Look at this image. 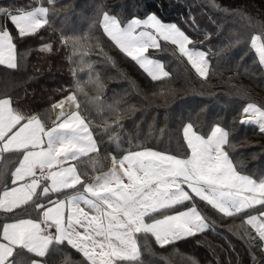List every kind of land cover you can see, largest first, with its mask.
<instances>
[{
    "label": "trees",
    "instance_id": "16d2710c",
    "mask_svg": "<svg viewBox=\"0 0 264 264\" xmlns=\"http://www.w3.org/2000/svg\"><path fill=\"white\" fill-rule=\"evenodd\" d=\"M26 1L4 4L0 0V23L16 9L30 10L42 0ZM97 5L106 6L122 22L149 12L176 22L192 45L209 47L208 76H199L163 41L161 57L170 75L153 81L105 34ZM54 7L57 12L49 13V25L35 35L20 38L8 24L22 59L17 69L0 65V97L11 95L13 108L38 114L49 124L52 105L74 91L78 110L97 142L96 150L76 161L81 185L110 167L112 152L118 157L151 147L187 155L183 126L188 121L203 135L219 123L229 133L231 147L226 144L225 149L238 170L257 179L264 175V133L256 123H241L246 104L264 105V66L250 44L251 35L257 34L253 26L257 31L264 26V0H54ZM235 36L240 37L239 43L232 40ZM46 43L52 45V51L41 50ZM97 80L104 86L102 91ZM18 158L4 156L0 169L14 166ZM38 188L33 203L18 215L35 217L33 205L48 203L56 196L43 194L42 185ZM68 192L58 191L57 195ZM181 206L163 208L153 215ZM196 206L208 217L210 227L163 246L151 233L137 234L141 264H238V259L240 264H251L240 228L249 210L226 217L199 198ZM6 215L10 214L0 213V229ZM243 227L255 235L251 226ZM59 248L65 250L67 245ZM68 252L72 264H81L78 252L67 249L63 255ZM256 255L264 264V254L257 250ZM62 258H56L57 264ZM47 260H53L51 253Z\"/></svg>",
    "mask_w": 264,
    "mask_h": 264
},
{
    "label": "snow or ice",
    "instance_id": "6c2138e0",
    "mask_svg": "<svg viewBox=\"0 0 264 264\" xmlns=\"http://www.w3.org/2000/svg\"><path fill=\"white\" fill-rule=\"evenodd\" d=\"M47 3L52 7L41 4L31 10L16 9V15L9 14L0 23V65L7 69H17L22 59L18 56L17 44L7 25L10 23L20 38L35 35L39 29L49 25V13L57 12L54 0H47ZM97 10L105 34L153 81L170 75L161 62L145 55L149 48L158 47L159 40L176 45L199 76H208L207 53L187 47L192 43L191 38L176 23L163 22L155 12H149L143 18L134 16L122 22L118 16L107 12L104 5H97ZM252 31L257 34L250 37L251 48L255 50L259 64L264 66V26L259 31L253 26ZM232 40L239 43L240 37L235 36ZM41 50L50 52L52 45L43 44ZM96 83L102 91L104 86L98 80ZM66 99L74 102L75 96L69 95ZM63 103L60 101L52 105V108L62 107ZM12 105V96L4 93L3 98H0V133L5 123L10 125V132L22 128L25 132L23 139L34 137L37 133L43 139L44 132H47L48 144L52 145L55 133L64 130L69 135L61 137V151L64 150L66 140L70 142L68 146L75 145L80 151H87L94 144L89 127L78 111L71 114L61 111L56 126L48 130L43 128L39 115L22 113ZM242 116L241 123L255 121L259 124L260 132L264 133V105L248 103L242 109ZM183 138L190 155L173 157L152 150L136 152L131 157L134 161L132 168L135 178L141 180V183L130 190L113 191L111 199L105 194L100 203L84 195L71 196L70 200L77 213L79 207L75 202L83 200L94 215L74 214L67 223L57 218L59 209L53 214L43 203L33 205L35 218L18 215L21 209L33 201L14 194L21 183L15 179L14 174L13 188L0 191V211L10 214L5 216L10 222L3 223L0 230V264H57L56 258L59 256H63L59 264H72L71 252L63 255L67 249L80 254L83 258L81 264H141L137 234L151 233L156 243L163 246L203 233L210 227L208 217L196 207L193 197L205 201L226 217L244 215L245 210L252 209L254 205L264 208V178L254 179L252 175L238 170V165L234 164L224 147L226 144L231 147L229 133L219 123L206 136L195 130L193 123H187L183 126ZM173 164L182 174L181 178L187 181L185 185L178 186L175 179H167ZM70 180L69 176L64 182L67 184ZM156 181L160 182L162 191L144 194V188H150ZM113 182L106 179L104 184ZM240 190H246L251 195L245 198L240 195ZM95 191V186L91 187L89 195ZM142 195L144 200L139 202L137 197ZM149 199L155 202L148 203ZM186 201L192 203V207L151 222L145 219L151 213L160 211V205L172 208L174 205H184ZM102 204L110 206L113 211L106 212ZM245 224L251 226L255 235L244 229ZM240 228L243 230L241 236L246 238L251 264H260L256 251L264 254V212L247 215ZM62 244L67 245V249L61 250L59 246ZM50 253L52 261L47 260Z\"/></svg>",
    "mask_w": 264,
    "mask_h": 264
},
{
    "label": "rangeland",
    "instance_id": "374dc122",
    "mask_svg": "<svg viewBox=\"0 0 264 264\" xmlns=\"http://www.w3.org/2000/svg\"><path fill=\"white\" fill-rule=\"evenodd\" d=\"M12 1L14 2V1H18V0H4V4H7V2L11 3ZM41 4H43V6L48 7L47 0L40 1L39 5H37V6H40ZM4 10H5V8H4ZM2 11H3V9H2ZM109 13L118 16L115 13H111V12H109ZM9 14L16 15L17 13L14 11V12H11ZM134 16H137V15H134ZM134 16H130V18L128 20H130ZM143 17H141V18H143ZM160 19L165 23H176L174 21H165L162 18H160ZM8 28L11 31L9 26H8ZM183 31H185V30H183ZM162 42H163V40H159L158 41V47L149 48L147 50V52L145 53V55L149 59H153V60H157V61L161 62L164 65L165 70L170 73V70H169L167 64L165 63V60L163 59V57H161V53L163 52ZM167 42L170 43L174 47V49L177 51V53L186 62H188L191 65V63L188 61V58L179 52L178 47L176 45H173L169 41H167ZM46 44H50V43H46ZM42 46H41V48H42ZM187 47H189L190 49L200 50V51H204L205 53H207L206 59L209 61V65H208V71H209V68L211 65L210 59H209V57H210L209 47L194 46L191 43L189 45H187ZM160 78H162V77H160ZM92 83L94 84V81ZM69 95L75 96L74 102L66 99V97ZM158 99H159V96H158ZM60 101H63L64 103H63L62 107L53 108L52 119H51V123L49 125L46 124L41 119L43 121V128L48 129V130L53 129V127L56 126V122L58 120V116H59L61 111H63L65 114H71V113L78 111L77 110L78 100H77V97H76L74 91L69 92L68 94L63 96L60 100L55 102L54 104H57ZM78 113H79V111H78ZM250 122L256 123L259 126V124L255 121H250ZM85 123H86V121H85ZM187 123H190V122L188 121L185 124H187ZM9 128H10L9 124L5 123L3 125V132L0 133V150L18 149V150H23V154H22V158H21L19 164L17 165V167L13 171L12 178H11L10 182L6 186H3L2 189H0V191H2L4 188H9V189L13 188V175L14 174H15V179L17 181L21 182L15 190V193H14L15 195H20V196H23L25 198L32 199L33 196L36 195V193L38 192V190H39L38 187H40V185H42L43 191L45 193L46 192H54L56 195L52 200L53 202L51 204L47 205L46 208L50 212H52L53 214H55L57 209H59V214H58L57 218L63 220L65 223H67V220L69 218L73 217L74 214L83 215V214L87 213V209L85 208L86 205H85L83 200H77L75 202V204L79 207V213L76 212V208L73 206V202L70 200L71 196H73V195H84V196H88L89 199L96 198L97 200L100 201L101 199H103L105 194L111 195V193L113 191H128L131 188H133L134 186L139 185L141 183V180H138L135 178V172L132 168V163L134 161L131 159V157L136 152L145 151V150H152V151L162 153V154H170L173 157L181 156L178 154L170 153V152L163 151V150H158V149L151 148V147H145V148H142V149H139L136 151L127 152L124 155L118 156V157L115 153L112 152L111 153V165H110V167L107 170H104L100 173L95 174L90 180H88L86 183H84L83 188L80 189V187H81L80 186L81 185L80 184L81 183V176L79 173L78 165L74 161L76 159V154L79 151V149H76L75 145L68 146L70 142L68 140H66L64 142V150L61 151V137L62 136H68L69 133L67 131H64V130L57 131L55 133V135L53 136V144L49 145L48 141H47V136H48L47 132H44L43 139L41 138L40 133H37L34 137H29L28 139H23V137L25 136V132L23 131L22 128L15 129L11 132L9 131ZM194 129H195V127H194ZM89 131L91 132V135L93 136L94 144L87 151H84V153H90L92 150L96 149V147H97V143L95 141L94 135H93L91 130H89ZM69 153H71V155H69ZM187 155H190V150H189V153ZM36 169H47L48 170V172H49L48 177L43 182L32 177V175L35 174ZM172 169L173 170L168 175L167 179L169 181H171L172 179H175L176 184L178 186L185 185L187 183V181H184L181 178L182 174L179 172V170L175 164L172 165ZM245 174H248V173H245ZM248 175H252V174H248ZM69 176L71 177V180L69 181V183L66 184L64 181ZM252 176L254 179H257V177H255L254 175H252ZM261 178H264V175L259 177L258 180ZM106 179L112 180L114 182L105 185L104 181ZM153 180H155V178H153ZM93 186H95L96 191L92 195H89L88 190ZM185 189L188 190L186 186H185ZM63 190H67L69 192L67 194L62 195L61 197L58 196L57 192L63 191ZM158 190L162 191L161 184L159 181H156V182H153L151 184L150 188H147V187L144 188L143 192L146 195L147 194H155ZM169 190L174 191V189H171V188H169ZM188 191H190V190H188ZM240 195L247 198L251 194L248 193L246 190H240ZM159 198L161 200L163 199L162 196H160ZM196 199L197 198L193 197V201H194L195 205H196ZM137 200L139 202H142L144 200V196L142 195V196L137 197ZM154 202L155 201L152 199L148 200V203H154ZM178 206H181V205H174L172 207H178ZM160 207H161V210L163 208H166V207H163V205H160ZM190 207H192V203H189L186 201V202H184V205L179 207V208H174V209L169 210V211H167V212H165L159 216H154L153 215L154 212H153L150 215H148L147 217H145V219L148 222H151V221L156 220V219H161L164 216L173 215V214H175V212L183 211V210H185V208H190ZM261 212H264V208H261L259 205H254L252 207V209L249 210L248 215H259V213H261ZM0 213H3V212L0 211ZM23 218H34V217H23ZM121 219H123V216H121ZM5 222H10V221L6 220L3 223H5ZM0 230H2V226H1ZM80 231H83V229H80Z\"/></svg>",
    "mask_w": 264,
    "mask_h": 264
},
{
    "label": "crops",
    "instance_id": "0c3cea01",
    "mask_svg": "<svg viewBox=\"0 0 264 264\" xmlns=\"http://www.w3.org/2000/svg\"><path fill=\"white\" fill-rule=\"evenodd\" d=\"M0 98H3V97H0ZM77 110H78V103H77ZM79 111V110H78ZM80 113V112H79ZM80 115L82 116V114L80 113ZM83 117V116H82ZM40 118L46 123V124H48L41 116H40ZM83 119L85 120V118L83 117ZM86 121V120H85ZM51 123V122H50ZM49 123V124H50ZM87 123V122H86ZM48 124V125H49ZM87 125H88V123H87ZM89 127V126H88ZM90 128V127H89ZM91 129V128H90ZM89 129V130H90ZM92 131V130H91ZM93 133V132H92ZM94 135V134H93ZM94 138H95V136H94ZM95 141H96V139H95ZM97 143V142H96ZM97 148V147H96ZM94 150H96V149H94ZM94 150H92L91 152H93ZM136 151V150H135ZM9 152H14V153H9ZM90 152V153H91ZM132 152V151H131ZM90 153H84V151H78L77 152V154H76V159L74 160L75 162L77 161V159L78 158H80V157H82L83 155H86V154H90ZM22 154H23V150H18V149H9V150H5V149H3V150H0V162L2 161V158L5 156V157H7V158H10V157H16V156H18L19 158H18V160L19 161H17L16 162V164L14 165V166H8L7 165V167L6 168H1L0 169V171H1V174H2V177L0 176V189H2V187L3 186H6L9 182H10V180H11V178H12V174H13V171H14V169L17 167V165L19 164V162H20V160H21V158H22ZM1 164V163H0ZM77 164V163H76ZM49 173V172H48ZM80 173V172H79ZM0 174V175H1ZM81 176V175H80ZM47 177H48V175H47ZM81 181H82V177H81ZM83 185L84 184H82V185H80L81 187H80V189H82L83 188ZM41 192L43 193V194H47V193H50V195L52 196H55V193L54 192H44L43 191V186H42V188H41ZM34 197V196H33ZM61 197V196H60ZM108 197H109V199H111V195H109L108 194ZM96 201H97V203H100V201L99 200H97L96 198H94ZM53 200V199H52ZM52 200H50V202H48V203H43L44 205H45V207L47 206V205H49V204H51L53 201ZM104 209H105V211L106 212H108V213H111L113 210H112V208L110 207V206H108V205H101ZM85 208L87 209V213L86 214H88V213H91V214H93L94 215V213H93V210L92 209H90V208H88L87 207V205L85 206ZM27 217H30V216H27ZM32 217V216H31ZM36 217V216H35ZM34 217V218H35Z\"/></svg>",
    "mask_w": 264,
    "mask_h": 264
},
{
    "label": "built area",
    "instance_id": "2783aa9c",
    "mask_svg": "<svg viewBox=\"0 0 264 264\" xmlns=\"http://www.w3.org/2000/svg\"><path fill=\"white\" fill-rule=\"evenodd\" d=\"M48 174L49 173L47 169H36L35 174L32 175V177L43 182L47 178Z\"/></svg>",
    "mask_w": 264,
    "mask_h": 264
}]
</instances>
